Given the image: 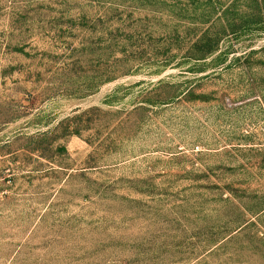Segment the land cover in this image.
Instances as JSON below:
<instances>
[{
  "label": "rangeland",
  "instance_id": "obj_1",
  "mask_svg": "<svg viewBox=\"0 0 264 264\" xmlns=\"http://www.w3.org/2000/svg\"><path fill=\"white\" fill-rule=\"evenodd\" d=\"M0 264H264V0H0Z\"/></svg>",
  "mask_w": 264,
  "mask_h": 264
}]
</instances>
